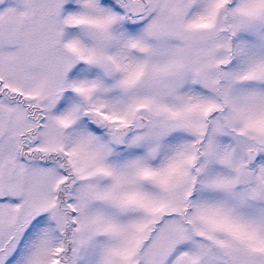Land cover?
<instances>
[{"label": "snow or ice", "instance_id": "6c2138e0", "mask_svg": "<svg viewBox=\"0 0 264 264\" xmlns=\"http://www.w3.org/2000/svg\"><path fill=\"white\" fill-rule=\"evenodd\" d=\"M0 264H264V0H0Z\"/></svg>", "mask_w": 264, "mask_h": 264}]
</instances>
